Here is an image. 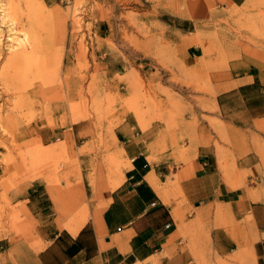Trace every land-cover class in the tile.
Wrapping results in <instances>:
<instances>
[{
	"label": "rangeland",
	"instance_id": "1",
	"mask_svg": "<svg viewBox=\"0 0 264 264\" xmlns=\"http://www.w3.org/2000/svg\"><path fill=\"white\" fill-rule=\"evenodd\" d=\"M227 1L0 0V235L36 245L27 204L40 182L69 186L84 177L93 191L124 179L130 159L114 130L125 122L144 132L162 120L172 137H183L197 136L205 121L229 140L222 121L207 115L220 111L209 71L239 57L241 41L264 45V0L249 8ZM188 47L202 54L199 72L179 65L176 76L168 54ZM213 53L221 59L209 61ZM165 82L197 90L172 91ZM247 175L264 195L261 171L233 172L232 185L246 184ZM245 254L243 263L264 264V240Z\"/></svg>",
	"mask_w": 264,
	"mask_h": 264
},
{
	"label": "crops",
	"instance_id": "2",
	"mask_svg": "<svg viewBox=\"0 0 264 264\" xmlns=\"http://www.w3.org/2000/svg\"><path fill=\"white\" fill-rule=\"evenodd\" d=\"M231 1L249 8L253 0ZM201 55L188 47L167 59L175 61L176 76H183L179 65L194 76ZM224 60L222 70L209 71L220 111L207 115L222 121L229 140L205 121L197 136L183 137H172L162 120L144 132L123 123L114 132L124 137L130 159L124 179L93 191L84 177L69 186L38 183L41 189L27 204L37 243L0 235V264H245V253L253 256L264 240V195L248 175L246 184L233 186L232 173L264 172V45L241 41L239 57ZM163 84L177 92L197 90L195 84ZM192 107L200 119L199 106ZM192 119L184 115V123Z\"/></svg>",
	"mask_w": 264,
	"mask_h": 264
},
{
	"label": "bare ground",
	"instance_id": "3",
	"mask_svg": "<svg viewBox=\"0 0 264 264\" xmlns=\"http://www.w3.org/2000/svg\"><path fill=\"white\" fill-rule=\"evenodd\" d=\"M201 1V0H200ZM2 17V16H1ZM80 224V223H79ZM72 229V228H71Z\"/></svg>",
	"mask_w": 264,
	"mask_h": 264
}]
</instances>
